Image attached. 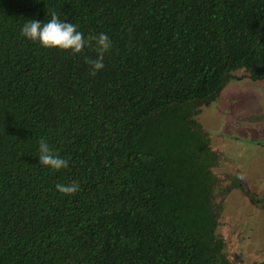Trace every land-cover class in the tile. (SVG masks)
Listing matches in <instances>:
<instances>
[{
    "label": "trees",
    "instance_id": "obj_1",
    "mask_svg": "<svg viewBox=\"0 0 264 264\" xmlns=\"http://www.w3.org/2000/svg\"><path fill=\"white\" fill-rule=\"evenodd\" d=\"M52 12L109 36L95 76L20 35ZM237 68L264 74V0H0V264H226L195 115Z\"/></svg>",
    "mask_w": 264,
    "mask_h": 264
},
{
    "label": "flooded vegetation",
    "instance_id": "obj_2",
    "mask_svg": "<svg viewBox=\"0 0 264 264\" xmlns=\"http://www.w3.org/2000/svg\"><path fill=\"white\" fill-rule=\"evenodd\" d=\"M206 105L217 119L216 131L207 132L201 125V109L195 119L205 139L215 231L226 264H264V258L258 260L259 250L249 248L253 244L249 216L264 209V177L256 183L246 179L241 161L261 165L264 170V74L253 76L237 68ZM254 152L257 155L252 159Z\"/></svg>",
    "mask_w": 264,
    "mask_h": 264
},
{
    "label": "clouds",
    "instance_id": "obj_3",
    "mask_svg": "<svg viewBox=\"0 0 264 264\" xmlns=\"http://www.w3.org/2000/svg\"><path fill=\"white\" fill-rule=\"evenodd\" d=\"M50 15L51 18L46 23L35 19L26 21L20 35L43 49L70 52L72 56L82 53L85 47H94L96 58L88 60L87 63L90 66L91 74L95 76L104 68L105 54L112 47L109 36L101 33L86 39L84 34L78 31L72 23L62 22L55 12ZM38 164L53 171H59L68 166V162L54 153L43 139L39 143ZM78 190L79 185L75 182L56 185V191L63 196L73 195Z\"/></svg>",
    "mask_w": 264,
    "mask_h": 264
},
{
    "label": "rangeland",
    "instance_id": "obj_4",
    "mask_svg": "<svg viewBox=\"0 0 264 264\" xmlns=\"http://www.w3.org/2000/svg\"><path fill=\"white\" fill-rule=\"evenodd\" d=\"M198 120L200 121L201 125L205 127L207 132L214 133L217 129V119L213 117V109L211 106H204L201 108V111L198 115ZM257 153H253L251 155L252 159H255ZM242 161V168L245 171V177L249 181L258 182L261 176L264 177V170L261 165L257 164L251 165L248 161L241 159ZM249 210H245L248 212ZM249 222L253 225V244L249 246L251 249L259 250L258 252V260L264 258V209L257 210L254 214L249 216Z\"/></svg>",
    "mask_w": 264,
    "mask_h": 264
}]
</instances>
